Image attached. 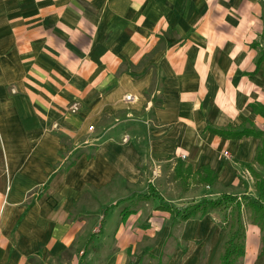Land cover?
Instances as JSON below:
<instances>
[{"label": "crops", "instance_id": "obj_1", "mask_svg": "<svg viewBox=\"0 0 264 264\" xmlns=\"http://www.w3.org/2000/svg\"><path fill=\"white\" fill-rule=\"evenodd\" d=\"M263 35L264 0H0V264H212L223 207L174 208L256 196L260 139L210 127L264 129Z\"/></svg>", "mask_w": 264, "mask_h": 264}, {"label": "trees", "instance_id": "obj_2", "mask_svg": "<svg viewBox=\"0 0 264 264\" xmlns=\"http://www.w3.org/2000/svg\"><path fill=\"white\" fill-rule=\"evenodd\" d=\"M264 36V35H263ZM101 48V51L105 49L104 46H99L95 49ZM94 50V49H93ZM92 50V51H93ZM93 52L91 55L93 56ZM98 61V57H94ZM264 64V52L257 59V68L261 64ZM251 106L253 112L260 114L264 117V102H252ZM210 130L220 136L226 138H241L243 136H254L260 139V143L257 147L255 161L264 168V129H258L255 126H247L246 124H241L240 126H235L229 124L227 127H210ZM246 167L250 171L251 175L255 178V188L257 191L256 196L249 194L233 195L230 193H224L217 198H202L201 200L181 206L175 207L174 210L182 218L187 219L197 214L204 215L207 212L212 211L215 208L231 207L232 219L229 223V234L223 245V252L220 256V264H236L238 258L245 254V225L242 218L243 207L246 206L250 211V218L252 223L258 225L261 229V250L260 254L264 253V201H263V189H264V173L260 171L252 164L246 163ZM187 171L190 173V167H187ZM199 174V179L206 183H213L216 178V172L210 168V166H202L197 170ZM176 175L180 176L181 173L176 171Z\"/></svg>", "mask_w": 264, "mask_h": 264}, {"label": "rangeland", "instance_id": "obj_3", "mask_svg": "<svg viewBox=\"0 0 264 264\" xmlns=\"http://www.w3.org/2000/svg\"><path fill=\"white\" fill-rule=\"evenodd\" d=\"M262 42H264L263 40H262ZM263 48L262 49H260L259 50V55H258V57H260L261 56V54L264 52V44H263V46H262ZM262 70H263V73H264V66L262 67ZM131 99H133V97L131 98ZM94 124V123H93ZM95 125V124H94ZM154 165V164H153ZM149 167H150V165H149ZM153 167L151 166V169H152ZM259 171H260V173H264V168L260 165L259 166ZM152 171V170H151ZM152 178H153V172H152ZM171 177L170 176H168V174L165 176V179H167V181H169V179H170ZM247 179H248V181H247ZM244 181V183H242ZM255 178L251 175V177H248V178H243V175L241 176L240 175V185L242 186V187H244L246 190H249V188L251 187L252 189H251V191H253L255 194H257V191H256V188H255ZM244 184V185H243ZM250 186V187H249ZM232 208L231 207H227V208H223L222 209V213H221V217L220 218H218V221H219V227H220V231H221V234L222 233H224L225 234V237H224V239H223V245H224V242H225V240H226V238H227V235L229 234V223H230V219H232V215H230L231 214V212H232V210H231ZM242 213H243V215H242V218H243V221H244V225H249V223H252V220H251V218H250V211H249V209H247V207L246 206H244L243 207V211H242ZM245 241V240H244ZM223 249L224 248H220V250H219V252H218V254H216V255H214V256H212L211 258H210V260H209V263L211 262V260H213L212 261V264H220V256H221V254H222V252H223ZM241 260V257L240 258H238V260L237 261H240ZM237 261H236V264H237ZM145 264H148V260H146V262H145ZM199 264H202V262H200Z\"/></svg>", "mask_w": 264, "mask_h": 264}, {"label": "built area", "instance_id": "obj_4", "mask_svg": "<svg viewBox=\"0 0 264 264\" xmlns=\"http://www.w3.org/2000/svg\"><path fill=\"white\" fill-rule=\"evenodd\" d=\"M131 97H132V95L131 94H127L126 95V99H131ZM78 106H79V103L78 102H73L72 104H71V106H70V109L72 110V111H76L77 109H78ZM89 129H94V124H92V125H90L89 126ZM124 139H127V137L126 138H124ZM224 155L226 156V157H231L230 156V153H229V151H227V150H225L224 151ZM181 157L182 158H185L186 157V154H181ZM246 173H245V177L246 178H248V177H251V173H250V171L247 169V171H245ZM160 173V165L159 164H156L155 165V167H154V169H153V175L154 176H158V174Z\"/></svg>", "mask_w": 264, "mask_h": 264}]
</instances>
